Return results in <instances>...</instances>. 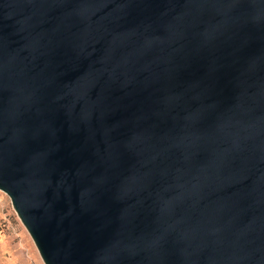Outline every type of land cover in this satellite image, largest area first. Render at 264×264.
Returning a JSON list of instances; mask_svg holds the SVG:
<instances>
[{
	"label": "water",
	"instance_id": "1",
	"mask_svg": "<svg viewBox=\"0 0 264 264\" xmlns=\"http://www.w3.org/2000/svg\"><path fill=\"white\" fill-rule=\"evenodd\" d=\"M0 190L44 264H264V0H0Z\"/></svg>",
	"mask_w": 264,
	"mask_h": 264
},
{
	"label": "rangeland",
	"instance_id": "2",
	"mask_svg": "<svg viewBox=\"0 0 264 264\" xmlns=\"http://www.w3.org/2000/svg\"><path fill=\"white\" fill-rule=\"evenodd\" d=\"M0 264H44L31 236L13 209L10 198L1 190Z\"/></svg>",
	"mask_w": 264,
	"mask_h": 264
}]
</instances>
